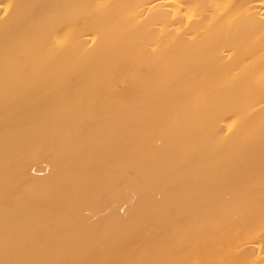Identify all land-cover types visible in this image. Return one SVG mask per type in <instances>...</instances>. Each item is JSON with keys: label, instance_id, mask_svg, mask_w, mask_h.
<instances>
[{"label": "bare ground", "instance_id": "6f19581e", "mask_svg": "<svg viewBox=\"0 0 264 264\" xmlns=\"http://www.w3.org/2000/svg\"><path fill=\"white\" fill-rule=\"evenodd\" d=\"M0 264H264V0H0Z\"/></svg>", "mask_w": 264, "mask_h": 264}]
</instances>
